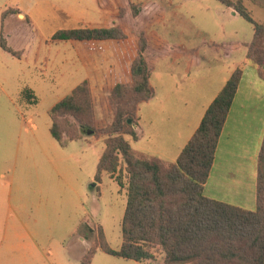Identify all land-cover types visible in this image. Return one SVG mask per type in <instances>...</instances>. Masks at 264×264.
Masks as SVG:
<instances>
[{
    "label": "rangeland",
    "instance_id": "374dc122",
    "mask_svg": "<svg viewBox=\"0 0 264 264\" xmlns=\"http://www.w3.org/2000/svg\"><path fill=\"white\" fill-rule=\"evenodd\" d=\"M133 1L156 4L163 17L149 28V34L159 38L157 41L149 35L150 52L159 56L151 74L157 97L139 107V141L129 136L125 140L138 153L175 163L182 143L177 133L185 131L199 109L208 105L239 66L240 88L204 185V195L254 211L264 136V81L246 59L253 25L216 0ZM241 1L253 21L262 25L264 8L249 0ZM66 5L84 19L64 18L60 12L67 9ZM2 6L1 11L19 8L39 31L33 43L29 41L33 30L25 24L9 22L3 31L11 46L29 47L24 48L28 57L22 59L0 48V184L9 186L6 193L13 197L11 205L23 212L22 218L35 235L40 251L32 250L22 262L24 251L0 250V264H81L91 244L86 238L80 240L79 234L75 238L73 232L83 218L93 223L94 229L100 225L109 247L118 251L122 244L126 181L120 187L103 174L97 183L94 176L105 148L103 139L90 134L85 136L87 140L59 145L50 135L49 111L85 79L87 65L95 70L90 102L95 126L99 128L110 121L114 110L107 101L111 79L122 75L133 44L125 43L126 53L120 56L116 54L117 46V50L112 46L110 50L105 45L86 49L80 44L73 47L70 43H45L59 30L107 25L96 0H0ZM222 45L230 46L223 51ZM171 46L173 54L180 56L161 57ZM26 89L33 91L36 104L23 98ZM260 168L264 175V154ZM2 204L0 197V214L6 212ZM163 260V255L156 253L154 260L138 263L96 250L90 264H163Z\"/></svg>",
    "mask_w": 264,
    "mask_h": 264
},
{
    "label": "trees",
    "instance_id": "16d2710c",
    "mask_svg": "<svg viewBox=\"0 0 264 264\" xmlns=\"http://www.w3.org/2000/svg\"><path fill=\"white\" fill-rule=\"evenodd\" d=\"M216 1L253 25L246 59L257 68L258 77L264 81V23L256 24L241 0ZM249 1L264 8V0ZM98 6L101 10L116 9L117 23L105 28L59 30L51 37L54 42L108 43L113 50L118 47L119 51L116 49L115 52L120 56L126 53L125 43L133 44L122 75L111 79L107 101L114 110L110 121L99 128L95 126L90 103L93 92L88 81L78 85L49 112L50 135L59 145L79 141L88 132L92 134L90 137L103 139L105 148L94 176L97 183L101 182L103 174H108L120 187H124L126 181L120 249L112 250L101 226L94 229V225L90 227L86 221L76 233V237L79 234L91 244L81 264H90L96 250L138 263L152 261L156 253H160L164 257L163 264H264V175L260 168L264 136L257 166L254 211L204 195V185L242 78L241 68L231 74L206 108L198 128L175 163H163L138 153L125 136L139 141V107L154 97L150 77L159 56L150 52L149 40L159 41V38L151 36L149 28L161 20L163 11L156 4L134 3L133 0H98ZM16 14L13 9L5 11L1 16L2 25L5 17ZM229 46L222 45L223 51ZM0 48L19 57L6 45L3 36L0 37ZM172 50L173 46L160 56H180ZM23 98L29 104L37 103L29 89L23 91Z\"/></svg>",
    "mask_w": 264,
    "mask_h": 264
},
{
    "label": "crops",
    "instance_id": "0c3cea01",
    "mask_svg": "<svg viewBox=\"0 0 264 264\" xmlns=\"http://www.w3.org/2000/svg\"><path fill=\"white\" fill-rule=\"evenodd\" d=\"M5 6H4V8H5ZM96 6H97V9L101 12V19L105 20V22H107V25L96 26V25L88 24V25L82 26L81 28H83V27L91 28V29H95V28H105V27L113 26V25H115L117 23L116 20H115V15H116V12H117L116 9L115 10H101L99 8V6H98V0H96ZM2 8H3V6L0 8V12H1L0 19H1L2 14L5 11H7L8 9L16 10L17 11V14L15 16H7V17H5V19L3 21V25H2V21H1L0 37L3 36V38L5 39L6 45L9 48H11L12 50H14L15 52H17V54H19V57L18 58H16V57H14V58H16V59H22V58L28 57V56L25 55L24 48L25 47H29V45L28 46L26 45V46H24L22 48H17V47L11 46V43L9 44L8 41H7L9 39V36H6L5 35V32H3L4 31V28L5 27L6 28L8 27L9 22H15V23H18V24L22 23V24L27 25L29 28H31L33 30L32 31V38L29 40V41H32V43L34 42V39H37L39 37L38 36L39 35L38 34L39 31H37V29H36L34 23L32 22V20L26 14H24L22 11H20L19 8H17V7H15V8L10 7V8H7V9H4L3 11H1ZM66 8L68 10L64 8V10H61V12H60L61 15H64L65 16L64 18H72L74 20H83L84 19V16H82V17L81 16H78L79 15L78 13L74 14L75 11H73V9L71 8V6L66 5ZM71 9H72V11H71ZM231 11L233 12V14L238 15L234 10L231 9ZM26 20L29 21V23H26ZM68 30H70V29H68ZM52 35H50V37L46 39L47 41L45 40V43H47L48 45H58V44H67V43H70L73 47H75L76 45L80 44L81 46L86 47V49H94V47H97V45H99L98 47H100L102 45H105L107 47L109 46V49L111 50V47H110V45L108 43H82V42H75V41H70V42H54V41L51 40ZM91 54H93V52ZM89 61H91V59H89ZM85 64H87V62ZM84 67L86 68V70H85V79L83 81L90 82V88L92 90L93 89L92 79L94 78L93 76L95 74V70L91 66L85 65ZM81 83H79L78 85H80ZM150 84H151V77H150ZM151 86H152V84H151ZM239 88H240V85L238 87V91H239ZM221 89H222V87L220 89H218V91H216L215 94L212 95L211 99L209 100L208 105H203L201 107V109H199V113H196L195 114V117L191 120V122L187 126H185V131H183V132L179 131L177 133L179 135V140H181V142H182L181 145H179V147H178L179 148L178 149V152L179 153L185 147V145L188 143V141L190 140V138L193 136L194 132L198 128V126L200 124V121H201V119H202V117L204 115V114L202 115V113L205 112L206 108L211 104V102L214 100V98L220 92ZM238 91L236 93V96L238 94ZM236 96H235V99H236ZM155 97H157V94H156V92L154 90V97L149 102H147L146 104L152 102L155 99ZM233 105H234V102L232 104V107H233ZM232 107H231V110L229 112V115H228V118H227L226 123L228 122V119L230 117V113L232 111ZM51 108H50V110H51ZM139 112H140V109H139ZM226 123H225V125H226ZM224 128H225V126H224ZM224 128H223V130H224ZM138 130H139V128H138ZM222 134H223V131H222ZM222 134H221V136H222ZM83 139L84 140H87L88 137H85ZM83 139H81V140H83ZM220 140H221V137H220ZM220 140H219V142H220ZM218 147H219V144H218ZM218 147H217V150H218ZM216 153H217V151H216ZM6 187H9L6 183L3 182V183L0 184V194H1L0 197H1V202L3 203L2 204L3 205V208H6V212L5 213L2 212V214H0V250L1 251L2 250H6L7 253H10V252L11 253H14L16 251H24V253L22 254V262H24V260H27V259H24V256L30 257L32 250H35V252L36 251L38 252V251H40V248H39V245L37 244V242H36V240L34 238L35 235H32L31 234L30 228L28 227V224L25 223L24 220H23V218H22L23 212L20 211V210H14L13 209V206L11 205V200L13 199V197H12V195H11L10 192H7L6 193ZM86 221L89 222L90 227L93 225V223H91L88 219L83 218L80 221V223L78 224V226L76 227V229L74 230V232H73V236L75 238H76V233H77L80 225L82 223H85ZM1 229H2V231H1ZM80 240H83V237L82 236H80ZM83 243H84V241H83Z\"/></svg>",
    "mask_w": 264,
    "mask_h": 264
},
{
    "label": "water",
    "instance_id": "95a60500",
    "mask_svg": "<svg viewBox=\"0 0 264 264\" xmlns=\"http://www.w3.org/2000/svg\"><path fill=\"white\" fill-rule=\"evenodd\" d=\"M87 134H88V135H90L91 133H90V132H88ZM93 186H94V184H93Z\"/></svg>",
    "mask_w": 264,
    "mask_h": 264
}]
</instances>
